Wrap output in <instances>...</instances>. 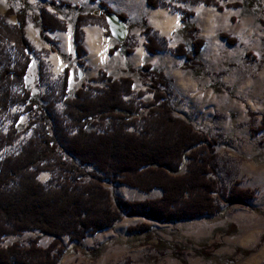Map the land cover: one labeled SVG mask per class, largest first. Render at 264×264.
<instances>
[{
    "label": "trees",
    "instance_id": "trees-1",
    "mask_svg": "<svg viewBox=\"0 0 264 264\" xmlns=\"http://www.w3.org/2000/svg\"><path fill=\"white\" fill-rule=\"evenodd\" d=\"M177 1L214 4L213 0ZM146 4L157 7L161 0H146ZM59 5L77 10L71 32V53L81 64L78 58L85 54L82 27L101 24L106 36L111 37L104 16L114 12L103 2L97 4L98 14L83 12L81 6L66 2ZM227 6L237 8L241 4ZM173 10L182 14L181 22L190 39L191 52L183 43H178L170 52L183 58L182 69L193 70L194 66H202L196 57L205 41L196 38L197 29L191 23L193 12ZM10 15L16 17L13 25L6 23ZM116 15L126 23L124 15ZM33 20L40 26V37L48 43L52 40L46 32L66 30L65 20L45 8H40ZM25 24L23 6L17 12L8 9L0 14V58H7L3 55V43L6 42L13 43L17 54L16 61H8L0 71V81L18 83L23 93L19 96L3 91L0 107L7 111L19 100L28 104L25 112L37 115L39 124L32 138L18 152L0 158V242L8 235L27 232L52 240L46 247L38 245V238L31 239L27 245L0 246V264H57L66 248L61 237H67V245L79 246L87 236L110 230L123 216L172 223L220 212L213 197L216 192L213 175L217 140L198 132L189 121L174 114L168 79L162 71L154 70L147 63L140 67L145 71L142 78L148 84L147 91L152 99L145 104L146 113L137 127L133 117L137 108L131 98L126 99L133 94V81L129 77L114 79L100 70L92 79L102 83L99 91L91 93L77 89L69 97L66 66L60 93L65 98L63 112L69 130L57 131L46 115L47 107L41 106L23 86L31 63L28 56L34 50L25 37ZM142 34L144 48L150 55L165 49L166 39L157 38L148 26L144 25ZM219 37L229 45L235 42L225 33H219ZM128 41L126 35L121 44H113L108 50L109 55L115 51L130 54L132 48ZM95 120L106 123L105 128L91 130ZM20 123V117L16 116L8 132H0V148L13 142ZM43 171L49 173L45 183L37 179ZM105 184L128 186L143 194L158 190L160 194L139 201L124 200L113 198ZM253 197L254 190L232 185L224 202L227 206L242 205ZM128 232L151 235L152 226L141 222L130 227Z\"/></svg>",
    "mask_w": 264,
    "mask_h": 264
},
{
    "label": "rangeland",
    "instance_id": "rangeland-1",
    "mask_svg": "<svg viewBox=\"0 0 264 264\" xmlns=\"http://www.w3.org/2000/svg\"><path fill=\"white\" fill-rule=\"evenodd\" d=\"M30 1L0 0V14L8 9L17 12L23 6L26 20L38 24L33 17L39 11V2ZM226 1L228 3L224 5ZM169 2L164 0L162 3ZM213 3L202 6L197 15L191 18V23L197 27L196 36L205 40L202 51L196 57L202 66H194L193 70L182 69L183 58L170 52L178 43H183L191 52L190 39L182 24L179 31L165 38L166 47L163 51L148 55L141 62L134 61L132 55L115 51L106 70L114 79L126 76L133 81V94L126 99L131 98L137 108L133 115L137 127L146 113L145 104L152 99L151 93L147 91L148 84L142 78L145 71L141 70V65L150 64L154 70L164 72L171 80V91L168 92L174 114L189 121L198 132L217 140L213 175L216 192L213 197L220 212L172 223L123 216L110 230L87 236L79 246L67 245V237H61L66 248L57 264H264V0H213ZM233 3H240L241 7H237L238 14L230 19L227 26L212 30L205 26L217 14H221L219 12L226 5ZM59 8L62 9L59 13L71 27L77 10ZM6 23L15 24L16 17L10 15ZM142 24L143 21L139 26L142 27ZM130 32H127L128 43L133 51L134 47L141 44V38L136 39L134 32ZM219 33L234 39V44H227L219 37ZM110 39L115 42L112 37ZM33 49L28 56L31 63L23 86L41 106L47 107L46 115L55 130H69L63 112L65 98L60 93L63 71L55 74L52 65L46 60L50 52H56V49L53 46L50 50ZM3 55L7 58L1 56L0 71L8 61H16L13 43H3ZM62 58L68 67L69 97L77 89L91 93L99 91L102 83L92 80L98 76V72L89 66L84 67L83 63L78 64L71 51ZM179 74L190 77L193 83L191 91L178 89L176 81ZM3 91L23 95L21 86L11 81H0V94ZM248 96H254L258 109L252 105L250 107L253 110H249V104L245 102ZM27 106L18 100L7 111L0 107L2 134L8 132L14 117L19 116L21 121L13 142L0 148V158L18 152L38 128L37 115L25 112ZM105 126L106 123L95 120L90 129L102 130ZM62 155L68 158L66 154ZM48 178L49 173L45 171L37 176L41 183H45ZM232 185L254 190V197L245 204L227 206L224 197ZM105 187L113 198L130 201L154 198L160 194L158 190L143 194L124 185L105 184ZM141 222L152 226L151 235L128 232L130 227ZM33 238H38L37 243L41 247H46L52 240L48 236L27 232L4 237L0 246L6 247L13 243L27 245Z\"/></svg>",
    "mask_w": 264,
    "mask_h": 264
},
{
    "label": "crops",
    "instance_id": "crops-1",
    "mask_svg": "<svg viewBox=\"0 0 264 264\" xmlns=\"http://www.w3.org/2000/svg\"><path fill=\"white\" fill-rule=\"evenodd\" d=\"M33 3H38V10L40 8H45L48 12L55 14L59 19H64L63 16L59 13L62 11L59 8L60 2H66L72 6H81L83 10L91 11L93 14H98L99 9L97 4L99 2L105 3L115 14H122L126 19V26L128 31L131 30L130 34H135L136 39L141 38V44L133 48V51L130 54L132 59L136 62H141V60L150 55L144 48L145 37L142 34V29L144 25L151 28V33L157 38H167L173 33H176L182 28L181 16L182 14L179 11L173 10V8H179L181 10L193 12V17H195L198 10H201L202 6L205 5L202 2L190 3L189 1L180 2L177 0H170L169 3H162L164 0H161V4L157 7H149L146 4V0H95L91 2L90 0H32ZM32 1H30L32 3ZM228 3L227 1L224 5ZM239 12L238 8H228L224 7L217 14L215 19L211 22L206 23L205 26H208L210 30L213 28H219V26H227L230 23V19L233 16H236ZM192 17V18H193ZM143 21L142 27H140V22ZM194 26V25H193ZM72 27L68 26L66 23L65 31H49L46 32V35L49 37L52 42L46 43L40 38V26L39 24L33 23L29 20H26L24 27L25 37L31 45L37 49H46L50 50V47L53 46L56 49V52H50L49 56L46 58L48 62L52 65V69L55 74H60L66 64L62 58L64 55H68L72 48L71 32ZM196 27V26H195ZM197 29V27H196ZM197 32V31H196ZM196 35V34H195ZM196 38H200L197 37ZM203 39V38H200ZM204 40V39H203ZM223 40V39H222ZM205 41V40H204ZM115 44V42L107 37L105 34V28L101 24L86 25L82 27V46L85 49V54L78 58V60L83 63V66H89L94 69L95 72L100 70H106L108 62L115 56L114 53L109 55V48ZM49 45V46H48ZM205 45V44H204ZM176 46V45H175ZM204 47V46H203ZM174 48V47H173ZM172 48V49H173ZM203 49V48H202ZM202 51V50H201ZM53 55V56H50ZM153 56V55H151ZM179 58V57H178ZM164 76L167 78L165 73ZM168 79V85L171 84V80ZM176 80V79H175ZM174 80V82H175ZM177 87L180 91H191L193 88V83L190 77H182L180 74L177 75L176 81ZM171 91V87L168 88ZM173 91V90H172ZM246 103L250 106H256L255 109H258L254 96H248L245 100ZM254 109V110H255Z\"/></svg>",
    "mask_w": 264,
    "mask_h": 264
},
{
    "label": "water",
    "instance_id": "water-1",
    "mask_svg": "<svg viewBox=\"0 0 264 264\" xmlns=\"http://www.w3.org/2000/svg\"><path fill=\"white\" fill-rule=\"evenodd\" d=\"M104 18L111 37L117 44H121L128 32L126 24L115 13L105 14Z\"/></svg>",
    "mask_w": 264,
    "mask_h": 264
}]
</instances>
